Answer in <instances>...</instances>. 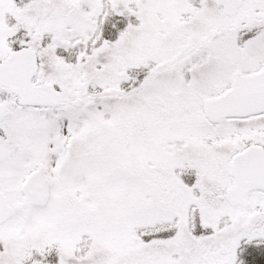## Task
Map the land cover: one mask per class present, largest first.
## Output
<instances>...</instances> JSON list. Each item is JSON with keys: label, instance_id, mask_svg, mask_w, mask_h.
Returning <instances> with one entry per match:
<instances>
[{"label": "snow or ice", "instance_id": "1", "mask_svg": "<svg viewBox=\"0 0 264 264\" xmlns=\"http://www.w3.org/2000/svg\"><path fill=\"white\" fill-rule=\"evenodd\" d=\"M0 264H264V0H0Z\"/></svg>", "mask_w": 264, "mask_h": 264}]
</instances>
